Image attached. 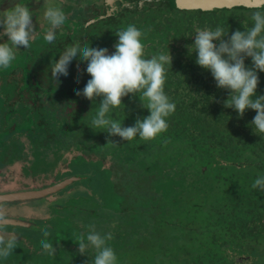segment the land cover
<instances>
[{"label":"trees","instance_id":"1","mask_svg":"<svg viewBox=\"0 0 264 264\" xmlns=\"http://www.w3.org/2000/svg\"><path fill=\"white\" fill-rule=\"evenodd\" d=\"M236 11H219L223 13L217 22L231 33L253 24L252 13L243 16ZM196 60L182 53L172 60V68L167 66L165 92L176 110L168 118L167 132L154 140L125 141L107 132L100 136L96 129V136L89 135L87 117L80 133L74 132L80 112L71 125L62 126L71 132L67 150L78 153L72 163L92 174L90 188L100 200L88 195L70 197L64 210L79 211L77 218L69 215L63 221L75 229L72 241L87 232L80 219L85 216L95 220L98 231L112 233L108 243L118 264H232L227 261L225 243L254 245L253 252L264 245V191L252 187L255 179L264 176V136L256 135L251 126L256 112L249 109L241 118L226 108L230 92L217 87L211 72ZM245 63L251 67V58L246 57ZM258 75L257 94L264 95V72ZM101 100L91 102V110ZM123 104L110 115L125 127L150 115L138 95H129ZM48 124L43 120L39 127ZM51 131L49 138L56 137L54 128ZM109 140L117 145L107 146ZM98 169L103 172L97 173ZM102 213L117 217L106 223ZM142 251L150 254L141 257ZM29 256L42 261L47 254ZM82 264H93L92 256Z\"/></svg>","mask_w":264,"mask_h":264},{"label":"flooded vegetation","instance_id":"2","mask_svg":"<svg viewBox=\"0 0 264 264\" xmlns=\"http://www.w3.org/2000/svg\"><path fill=\"white\" fill-rule=\"evenodd\" d=\"M51 3L61 7L67 16L65 24L56 30L54 43L35 45L37 41H44L49 25L43 16L44 0H31L29 7L38 12L33 22L39 39L36 36L29 49L21 48L17 52L12 67L0 70V184L26 182L27 185L19 189L22 191L44 192L56 188L29 202L4 203L5 214L10 220L31 225L18 227L9 224L4 229L17 237V249L9 257L21 256L23 262L18 264H28L31 253H46L41 247L44 239L41 229L45 228L50 232L48 240L54 247L67 244L77 250L76 241H72L76 237L74 227L63 224L65 218L70 219L64 207L70 197L81 195L94 197L100 202L90 188L92 174L72 163L78 153L67 150L71 132L62 127L71 125L73 117L80 112L82 116H76L79 128L74 130L80 133L86 117L89 124L95 114L90 106L93 101L76 95L90 80L87 64L73 60L69 75L61 76L57 81L51 75L52 62L58 61L59 54L76 42L107 48L109 54H113L119 42L115 33L128 25H135L145 33L146 57L170 50L173 60L182 53L191 54L196 59L197 54L190 52L189 48L195 43L197 29L224 27L217 22L220 21L218 17H222L223 12H219L222 10L204 12L207 14L204 15L197 13L200 10L179 8L176 0H49ZM8 7L10 5L5 2L3 8ZM230 10L243 12L239 15L246 16L257 9ZM209 19L215 22L211 23ZM6 41L5 37L0 42ZM43 120L50 124L40 128ZM51 128L57 132L54 138H49L53 134ZM38 141L42 143L37 144ZM101 171L98 169L97 173ZM75 228L80 231L78 226ZM238 244L241 247L225 243L227 261L232 264H264L263 244L256 252L251 251L254 245L249 247L240 241ZM13 259H0V264H14Z\"/></svg>","mask_w":264,"mask_h":264},{"label":"clouds","instance_id":"3","mask_svg":"<svg viewBox=\"0 0 264 264\" xmlns=\"http://www.w3.org/2000/svg\"><path fill=\"white\" fill-rule=\"evenodd\" d=\"M5 2L10 7L3 8ZM30 3L31 0H0V41L7 38L6 42H0V70L12 67L17 52L21 48L29 49L38 34L33 22L38 12L29 7ZM42 9L49 25L44 40L52 44L56 30L65 24L67 16L61 7L49 4V0H44ZM251 20V27L244 31L236 30L230 36L222 26L197 29L195 43L189 51L197 54L196 63L211 72L217 87L230 92L224 106L237 111L241 118L247 110H254L256 115L251 126L256 135L264 136V95L257 94L260 83L258 73L264 72V11H254ZM115 35L119 42L113 54H109L107 48H94L86 42L68 45L59 54V60L52 62L51 75L59 81L61 76L69 75L73 60L86 63V71L91 79L83 91H77L76 95L90 101L102 98L95 109L91 128L125 141L137 137L144 141L154 140L167 132L168 118L176 110V104L165 92L167 66L171 65L172 68V55L169 50L146 57L143 42L145 33L135 25H128ZM246 57L251 58V67L246 66ZM129 95H138L150 115L142 120L137 119L134 126L125 127L119 120L113 119L110 113L124 106L123 100ZM112 144L116 143L109 140L107 146ZM252 187L264 191V176L255 179ZM10 223L5 214L4 201L0 200V259H7L17 249L15 234L4 231ZM41 231L44 236L41 240L42 249L49 255H55L57 248L48 240L49 230L45 228ZM112 239L111 232L102 233L95 224H89L87 232L81 233L75 243L81 255H88L90 248L95 250L93 264H118L117 254L108 244Z\"/></svg>","mask_w":264,"mask_h":264},{"label":"water","instance_id":"4","mask_svg":"<svg viewBox=\"0 0 264 264\" xmlns=\"http://www.w3.org/2000/svg\"><path fill=\"white\" fill-rule=\"evenodd\" d=\"M177 6L186 10H200L203 12H215L217 10H230L233 8H245V9H263L264 0H176ZM5 183L0 184V200L4 203L9 202H29L35 199H39L42 196H46L50 191L56 188L49 189L44 192H36L33 190H19L14 189L12 186H3ZM62 186V185H61ZM59 186V187H61ZM11 223L18 227H30V224H24L10 220Z\"/></svg>","mask_w":264,"mask_h":264},{"label":"rangeland","instance_id":"5","mask_svg":"<svg viewBox=\"0 0 264 264\" xmlns=\"http://www.w3.org/2000/svg\"><path fill=\"white\" fill-rule=\"evenodd\" d=\"M51 5L55 6L53 3H51ZM36 36L39 39V35H36ZM46 43L47 42L45 40L41 41L40 43H39V41H37L35 45L36 46H40V44L46 45ZM88 126L90 127V129L87 132L89 135H93L95 133V131L98 130V129H96V130L93 131V129H91V122L88 124ZM99 131L100 130H98V133H100ZM101 134H103V132H101L99 135L101 136ZM93 136H96V134L93 135ZM100 136H97V138L99 139ZM91 152L95 153V150H93ZM64 154L66 155L67 153L64 152ZM17 180H18V178H16V181ZM25 183L26 182L23 183V182H19V181H17V182H13L12 181L10 183H6L5 182V184L8 187L12 186V187H14V189H20L21 187L23 188V185H27ZM66 213L68 215H72L73 218L75 219V218H77L79 211H72V212H66ZM102 215H103V218H104V219H102V221L103 222L105 221L106 223H109L108 220L113 219V217H117V216L113 215L112 213H110V214L102 213ZM80 219L83 222V223H81V226H85V225L88 226L89 224H95L96 223L95 220H93L94 221V223H93L90 219H88L85 216H81ZM115 243L116 242H113V243L111 242L110 244H115ZM56 248H57V251H56L55 255L47 254V256L44 257L42 261H41L40 258H39V260H37L36 257L29 256L28 260H27V263L28 264H58L60 261H62V262H67V263L82 264L83 262L84 263L85 262H89V259H91V256H92V258L95 256L94 254H92V251L95 252V250L91 249V248L88 250V253H87L88 255H81L78 251L75 250L74 246H69L67 244L66 245H62V246H56ZM145 253H144V251H142L140 256L141 257H146ZM146 254L149 255L150 253L147 252ZM14 256H15L14 259L12 257H8L9 259H13L14 260V264H18L19 262H23V258L21 256H18V255L17 256L14 255ZM57 260H60V261H57ZM23 264H26V263H23Z\"/></svg>","mask_w":264,"mask_h":264}]
</instances>
